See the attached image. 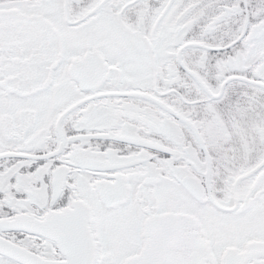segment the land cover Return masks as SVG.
<instances>
[{"label": "snow or ice", "instance_id": "obj_1", "mask_svg": "<svg viewBox=\"0 0 264 264\" xmlns=\"http://www.w3.org/2000/svg\"><path fill=\"white\" fill-rule=\"evenodd\" d=\"M0 264H264V0H0Z\"/></svg>", "mask_w": 264, "mask_h": 264}]
</instances>
